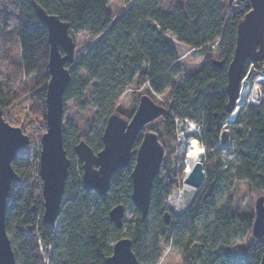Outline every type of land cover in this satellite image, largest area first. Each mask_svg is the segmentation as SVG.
Masks as SVG:
<instances>
[{
  "label": "trees",
  "instance_id": "obj_1",
  "mask_svg": "<svg viewBox=\"0 0 264 264\" xmlns=\"http://www.w3.org/2000/svg\"><path fill=\"white\" fill-rule=\"evenodd\" d=\"M121 1L126 9L112 19L107 11L111 0H0L1 109L9 108L14 100L12 79L16 80L17 75L22 79L30 78L32 89L26 98L23 122L32 124L29 114H36L45 126L49 45L47 30L35 14V8L39 7L65 23L72 39L80 34L92 39L82 56L65 65L70 69V82L63 95V105L70 100H83L89 90L90 100L80 104V111L92 106L104 113L130 85L137 83L147 85L155 94L167 92L169 110L163 108L160 118L165 133L175 132L174 119L199 125L196 139L205 149L202 162L206 172L203 186L182 220L189 230H193L194 223L202 218L212 217V223L205 228L202 242L184 255V264H259L264 253V236L239 252L229 243H216L218 233L232 231L240 237L251 233L254 218L252 214H234L230 199L216 207L224 181L246 183L264 200V100L241 109L234 122L227 125L225 145L234 144L237 163L225 165L221 158L226 146L220 145V137L229 117L226 69L233 55L237 24L250 8L248 0L238 9H233L231 0H226L225 5L221 0H180L170 12L160 9L159 0ZM166 35L203 57L200 70L181 84L174 80L178 75L177 58ZM14 50L20 59L15 66L10 57ZM214 62H220L221 67L217 68ZM251 65L257 75L264 72L263 62H247L242 75ZM9 67L11 77H2V68L8 71ZM260 84L264 90V81ZM102 132H94L92 141H84L94 153L102 148ZM141 136L139 134L134 143V151ZM62 139L70 163L75 145L68 151L63 132ZM39 149L31 153L25 148L11 164L20 181L11 185L6 200L5 231L16 264H44L39 244L46 252L47 264H104L111 255V243L121 237L131 240L132 252L139 264L157 262L159 242H168L169 234L181 224L177 220L164 224L163 215L168 212L164 200L172 188L169 182L164 183L158 176L155 178L148 214L142 219L131 201L133 162L111 176L107 193L100 196L84 190L81 162L77 159V165L68 168L56 227L45 226L41 221ZM119 204L131 208L135 219L131 222L123 219L122 228L116 229L109 220V211ZM163 231L168 232L167 236Z\"/></svg>",
  "mask_w": 264,
  "mask_h": 264
},
{
  "label": "water",
  "instance_id": "obj_2",
  "mask_svg": "<svg viewBox=\"0 0 264 264\" xmlns=\"http://www.w3.org/2000/svg\"><path fill=\"white\" fill-rule=\"evenodd\" d=\"M249 11L238 22L235 46L231 61L226 69V112L234 122L238 114L239 89L243 69L247 62H264V0H248ZM40 24L47 30L48 74L45 87V133L40 138L38 156V177L41 181L43 212L41 221L45 226L56 225L60 214L65 181L68 175L69 160L63 148L62 119L63 95L70 82V72L65 67L73 62L74 42L68 33V26L57 17L35 8ZM62 51V53L60 52ZM217 68L220 62H214ZM264 69V67H263ZM239 108V109H240ZM164 109L154 104L149 97L141 96L138 105L128 120L118 115L107 118L103 128L102 148L94 153L84 142L73 147V152L81 162V184L85 191L104 196L110 185L111 176L124 169L134 160L131 179V201L144 219L149 210L152 184L158 176L163 158V148L156 133L143 132L151 121L162 116ZM141 141L133 150L138 135ZM29 144V138L21 129L10 126L2 117L0 106V264H16L10 241L5 231L6 200L12 184L20 181L14 172L12 162L17 154ZM204 165L199 159L194 162L183 177V184L194 189L201 188L204 178ZM254 218L251 228L253 238L264 236V200L258 197L254 202ZM125 208L119 204L109 211V220L116 229L122 228ZM168 223V212L163 215ZM111 255L104 264H139L132 252L131 240L121 237L111 248ZM259 264H264V253Z\"/></svg>",
  "mask_w": 264,
  "mask_h": 264
},
{
  "label": "rangeland",
  "instance_id": "obj_3",
  "mask_svg": "<svg viewBox=\"0 0 264 264\" xmlns=\"http://www.w3.org/2000/svg\"><path fill=\"white\" fill-rule=\"evenodd\" d=\"M225 2L226 0H221L223 5H225ZM230 2L233 5V9H235L234 7L238 9L240 4L234 5L233 0ZM179 4L180 0H159L160 9L166 12L172 11ZM125 9L126 6L121 0H111L107 6V11L112 19L117 18ZM165 39L175 50L178 75L174 80L178 84H181L186 78L194 75L200 70L202 67L203 57L193 54L192 50L178 44L171 35H166ZM73 42V62H75L90 47L92 39L85 34H80L73 36ZM10 57L13 65H17L20 60L17 50H14ZM213 58L215 59L216 55H214ZM10 73V67L8 71L2 68V77L10 78ZM262 75H264V72L257 75L253 65L249 66L248 70L242 75L239 94L242 85L247 89V92L243 106L239 109L238 113L241 109L250 105H258L260 101L264 100V90H262L260 84V82L264 81V79H260L259 77ZM12 80L14 83L11 85V95L14 100L9 108H2V117L10 126L21 129L22 133L28 136L29 144L26 149L28 148V151L32 153L40 148V138L45 133V126H43V121L40 116L36 114H29V119L32 118L33 120L32 124L26 125L23 122L25 120V113L23 109L27 106L26 98L31 92L32 80L30 78L22 79L18 75L16 80L14 78ZM141 96H147L154 104L169 110V96L167 92L155 94L147 88V85L143 86L138 85L137 83L130 85L125 92L112 103L111 107L105 110L104 113L92 106L84 112L80 111V104H83V102H89L90 100L89 90L86 91L84 99L81 101L70 100L64 102L62 132L67 142L68 151L72 150V147L80 141H92V134L103 130L105 126L103 121L107 115L108 117L111 115H118L123 119L128 120L136 109ZM160 118L161 116L147 124L144 127L143 132L152 131L156 133L163 148V158L158 173V179L164 183L169 182L172 187L168 196L164 200V204L170 214V219L168 218V221L177 220L181 224L176 225L171 234H169L168 242H159L158 252L160 254L155 264H184V255L193 250L194 246L202 242V239L206 235L205 228L212 223V217H208L207 220H203L202 218L194 223L193 230H189V227H185L182 220L183 214L201 189H195V191L191 193L186 189L184 186L185 184L182 182L185 170L184 153L191 139H194L200 146L196 139L200 133V129L199 125L195 122L183 120L181 123L177 119H174L175 132L173 134H168L165 133ZM29 119H27V122ZM191 123L194 124V127L190 126ZM230 124L231 123H229L227 119L222 127L223 130L220 137V145L223 147L226 146L225 140L226 137H228L227 125ZM228 147L229 149H227ZM234 148V144L230 142L222 150L221 158L225 165H227L228 162L232 164L237 163L234 156ZM204 158L205 149L203 155L200 157L201 162L204 161ZM77 162V157L74 155L70 161L69 167H75ZM132 162L134 163V160ZM205 169L206 168L204 166V172H206ZM31 174L34 175L33 172ZM203 182L204 178L201 187L203 186ZM221 189L222 194L216 198V207L223 206L227 199H230L234 214H252L254 216V202L260 196V193L252 191L249 189L247 184L243 182L229 184L227 181H224L221 184ZM134 219V211L129 207L125 208L124 220L131 222ZM212 228L213 226H211L210 229L211 234ZM124 232L125 228L122 229V234ZM163 232L165 234L164 236H167L168 232ZM255 242L256 239L252 237L250 232L246 236L240 237L232 231L226 234L218 233L216 240V243L218 244H231L238 252L245 249L249 244H253ZM111 244L113 245V242ZM186 245H188L187 248L185 247ZM146 254H148V252ZM145 264H151V262L146 261Z\"/></svg>",
  "mask_w": 264,
  "mask_h": 264
},
{
  "label": "bare ground",
  "instance_id": "obj_4",
  "mask_svg": "<svg viewBox=\"0 0 264 264\" xmlns=\"http://www.w3.org/2000/svg\"><path fill=\"white\" fill-rule=\"evenodd\" d=\"M259 77H260V79H264V75L259 76ZM246 92H247V89L244 88V86L242 85V88H241V91H240L239 104H243L244 103ZM239 108L240 107H237L236 109L239 110ZM233 116H234V114L230 115L228 117V121H231L233 119ZM190 126L194 127V124L191 123ZM203 153H204V148L199 146L194 139H191L189 141V144H188V146L186 148V151L184 153L185 154V156H184V162H185L184 176L186 174H188L192 164L194 162L198 161L200 159V157L203 155ZM184 186L191 193L195 191V189H193L192 187H189V186H186V185H184Z\"/></svg>",
  "mask_w": 264,
  "mask_h": 264
},
{
  "label": "built area",
  "instance_id": "obj_5",
  "mask_svg": "<svg viewBox=\"0 0 264 264\" xmlns=\"http://www.w3.org/2000/svg\"><path fill=\"white\" fill-rule=\"evenodd\" d=\"M244 2H246V0H233L234 5H236V4H244ZM39 251H40L41 256H42V262H43L44 264H47L46 252H45L44 249L40 246V244H39Z\"/></svg>",
  "mask_w": 264,
  "mask_h": 264
}]
</instances>
